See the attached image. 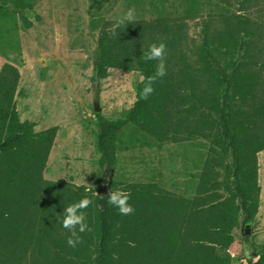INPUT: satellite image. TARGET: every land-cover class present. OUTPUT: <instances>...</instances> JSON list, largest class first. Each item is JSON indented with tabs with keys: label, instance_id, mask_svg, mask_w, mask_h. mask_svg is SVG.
I'll return each instance as SVG.
<instances>
[{
	"label": "trees",
	"instance_id": "1",
	"mask_svg": "<svg viewBox=\"0 0 264 264\" xmlns=\"http://www.w3.org/2000/svg\"><path fill=\"white\" fill-rule=\"evenodd\" d=\"M98 29L89 79L94 104L109 69L154 75L158 61L145 62L153 43L167 46V75L148 100H135L123 118L95 113L98 166H116V138L129 125L158 143L200 139L210 144L195 195L181 198L155 183H115L110 190L131 193L135 212L123 216L107 195L84 186L44 179L57 126L35 131L20 120L15 97L19 69L0 66V264H230L231 231L239 217L253 220L259 187L256 154L264 149V34L239 13L203 21L200 41L189 45L186 20L204 1L185 0L181 17L133 20L117 29L100 12L110 0H91ZM249 1V0H247ZM30 0H0V16H17L24 29ZM36 20H39L36 16ZM225 160L227 162L225 163ZM223 168L221 182L213 169ZM227 192L222 197L219 188ZM88 196L91 232L76 248L67 244L64 208ZM132 242L134 246H130ZM255 257H259L255 260ZM246 264H264V242ZM245 262L243 264H245Z\"/></svg>",
	"mask_w": 264,
	"mask_h": 264
},
{
	"label": "rangeland",
	"instance_id": "2",
	"mask_svg": "<svg viewBox=\"0 0 264 264\" xmlns=\"http://www.w3.org/2000/svg\"><path fill=\"white\" fill-rule=\"evenodd\" d=\"M23 12L32 27L24 29L17 16H0V65L11 63L20 71L15 97L20 120L32 122L35 131L57 126L48 155L44 179L84 186L97 194L100 182L155 183L181 198L191 199L210 144L200 139L158 143L127 126L116 138V166L110 173L98 166L95 111L92 89V55L98 29L91 0H30ZM185 0H110L102 8L104 20L117 21L134 9V20L181 17ZM225 13H239L258 23L264 34V0L204 1L194 19L186 20L189 45H197L203 21H216ZM38 16L39 20H36ZM139 74L108 70L100 83L99 113L108 120L123 118L135 100ZM227 160H225V163ZM259 187L258 208L253 220L239 217L231 231L230 264H243L264 242V149L256 154ZM110 182L108 183V177ZM219 182L223 168L213 169ZM217 193L227 192L221 187ZM248 230L249 234L244 235Z\"/></svg>",
	"mask_w": 264,
	"mask_h": 264
},
{
	"label": "clouds",
	"instance_id": "3",
	"mask_svg": "<svg viewBox=\"0 0 264 264\" xmlns=\"http://www.w3.org/2000/svg\"><path fill=\"white\" fill-rule=\"evenodd\" d=\"M134 18V9H129L124 17L118 19L116 23L112 25V35H117L116 30L124 26L126 23H131ZM166 53L167 46L164 42H160L159 44L153 43L150 45L149 49L143 53V59L145 62L158 61V64L154 75L145 77L141 74L139 76V81L143 85L138 92L139 99L148 100L155 92L154 85L157 81L162 80L167 75ZM88 190L91 189L89 188ZM107 197L108 204L117 208L121 215L130 216L134 214L135 209L129 203L131 198L130 192L123 189H117L115 191L110 190ZM92 204L93 200L88 196H85L79 201L71 203L64 208L62 227L67 229L70 233V236L67 239L69 247L76 248L78 245L82 244L84 242L82 234L92 231L88 224V216L86 212ZM129 244L130 246H134L132 242H129ZM258 259L259 257H255V260Z\"/></svg>",
	"mask_w": 264,
	"mask_h": 264
},
{
	"label": "water",
	"instance_id": "4",
	"mask_svg": "<svg viewBox=\"0 0 264 264\" xmlns=\"http://www.w3.org/2000/svg\"><path fill=\"white\" fill-rule=\"evenodd\" d=\"M94 111L96 113H98L100 111V107H99L98 104L94 105ZM107 177H108V183H109L110 182V177L109 176H107ZM109 192H110L109 187L107 185H102V183L100 182L99 190H98L97 194H99V195H108ZM248 234H249L248 230H245L244 231V235H248Z\"/></svg>",
	"mask_w": 264,
	"mask_h": 264
},
{
	"label": "crops",
	"instance_id": "5",
	"mask_svg": "<svg viewBox=\"0 0 264 264\" xmlns=\"http://www.w3.org/2000/svg\"><path fill=\"white\" fill-rule=\"evenodd\" d=\"M2 64H3V63H2ZM2 64H1V65H2ZM1 65H0V66H1ZM139 76H140V75H139ZM16 109H17V112H18V114L20 115V113H19V110H18V108H17V107H16ZM45 129H46V128H45ZM42 130H43V129H42ZM39 131H40V130H39Z\"/></svg>",
	"mask_w": 264,
	"mask_h": 264
}]
</instances>
